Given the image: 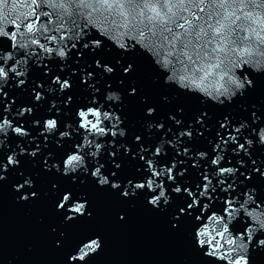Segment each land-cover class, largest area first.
Wrapping results in <instances>:
<instances>
[{"label": "snow or ice", "instance_id": "6c2138e0", "mask_svg": "<svg viewBox=\"0 0 264 264\" xmlns=\"http://www.w3.org/2000/svg\"><path fill=\"white\" fill-rule=\"evenodd\" d=\"M256 9L264 10V0H0V38L11 42L10 50L5 51L3 40L0 39V85L14 80L16 87L23 88L31 71L30 61L38 68L43 64L44 57L55 56L61 61H67L73 50H76L78 59H83L84 52L80 49L95 52L102 49L105 41H108L122 52H135L139 49L150 56L154 65L167 73L164 77L166 84L174 83L182 90L198 93L219 104L226 100L231 102L237 94L243 95L248 88L254 87L253 73L264 74V42L251 39L252 36L264 33V27H260V24H264V16L258 12L261 19L257 21ZM245 28L249 30L248 38H245ZM93 31L99 38H89ZM249 45L252 47H248ZM93 63L104 73L111 74L115 71L114 67L99 59ZM63 67L61 65V70ZM121 67L123 73L129 74L133 63L128 62ZM43 69L45 75L51 74L48 64H43ZM93 76L94 73L85 69L81 80L87 83ZM52 82L59 85L60 91L72 87L70 79H61L60 75L52 76ZM90 87L93 93L99 92L94 85ZM38 88H44V84L37 82L32 89L34 101L37 102L43 99V92L38 91ZM47 91L53 92L55 89L49 86ZM136 92V87L129 89V95ZM8 95L0 86V104L3 105L0 108V133L7 134L10 129L19 137H28L30 133L27 128L14 126L13 121L8 118L12 104L15 103L14 98L4 103ZM120 98L116 91L107 92L106 100L118 101ZM71 99L69 96L65 103ZM92 102H98L95 94ZM51 107H56L55 101ZM103 108L101 104L99 107H81L76 111L79 127L73 131L83 130L82 140L74 145L75 150L70 151L63 160L65 175L75 173L78 169L87 173L84 150L88 149L87 155L96 161L91 176L101 186L108 185L110 178L102 172L105 165L97 160L104 150V144L97 142V138L125 135V130L118 128L121 118L114 111ZM33 112V107L21 106L15 115L24 116ZM154 112L155 109L151 106L146 109L148 115ZM207 115V112H202L196 117L195 123L205 125ZM170 119L176 125L182 123L175 115L170 116ZM251 119L256 122L260 117L253 112ZM105 121L115 123L109 128L105 126ZM218 123L215 142L210 141L215 153L210 161L211 167L205 165L201 172L200 164L193 160L192 166L199 176L195 187L185 186L188 173V168L182 166L185 161L173 158L170 164H158L156 157L164 152V140L157 144L151 157L146 160L143 153L147 149L143 144L140 145L139 158L145 162L149 175L134 184L129 180L127 185L132 186V194L145 188L150 192L158 189V194L152 195L148 202L158 206L163 201L167 205L171 200L168 185L163 179L157 182V178L166 176L167 181L174 185L172 193L181 196L182 200L185 195L187 197L183 206H178L174 221L178 223L184 218L196 222L195 242L200 249H207L204 255L218 264H250L249 247L257 233L264 232V199L259 198L255 185L245 182L251 181L254 175L264 179V167L261 166L264 162L252 159L249 149L254 141L250 134L243 133L250 129L258 137L259 143L264 145V126L257 130L246 120L233 124L228 116ZM32 124L34 127L39 126L40 120H33ZM58 126L59 121L55 116L45 119L41 135L55 133ZM71 127V124H66V129ZM148 127L152 128L153 125L149 123ZM155 127L163 129L164 125L157 124ZM220 129L224 131L221 132ZM71 135L68 130L59 132L61 138H70ZM90 136L93 138L90 139ZM180 137L191 140V126L181 128L176 140L167 141L169 145L176 147L177 155L195 156L198 160L208 158L207 151L192 153L189 146L182 149L177 147ZM47 139L48 136H45V140ZM135 140L140 142L141 137L137 135ZM112 143L109 142L110 145ZM0 144H3V140H0ZM19 147L21 155L27 152L22 145ZM121 147L126 154L130 152L129 147ZM38 152L39 147L32 149L28 155L35 157ZM241 152L249 157L251 165L240 156ZM226 153H230L229 163L231 157H237L235 165L221 166ZM115 155L116 152L109 150V159L118 170L121 164L112 159ZM19 163L17 153L13 152L7 156L6 163L0 161V169L6 170L9 165L18 166ZM54 166L59 170L58 164ZM241 168L245 171H241ZM116 175V171L111 172L112 177ZM241 176L243 180L240 179ZM177 177L180 178L179 181ZM31 184V179H25L17 188ZM111 187L119 189L120 182L112 180ZM218 189L220 194H217ZM121 194L125 197L130 195L127 186ZM31 195L35 196L36 193ZM216 201L222 203V212L219 205L215 204ZM86 203L80 198L73 199L72 192L66 191L58 208L64 209L67 206L69 214L65 216V220L71 221L85 214ZM241 213L243 230L234 233L231 225L241 218ZM255 243L264 248V238L255 240ZM99 247V239L87 240L69 257L70 264H75L76 261L85 264L87 257Z\"/></svg>", "mask_w": 264, "mask_h": 264}, {"label": "water", "instance_id": "95a60500", "mask_svg": "<svg viewBox=\"0 0 264 264\" xmlns=\"http://www.w3.org/2000/svg\"><path fill=\"white\" fill-rule=\"evenodd\" d=\"M256 11L264 16V10ZM93 37L99 38L95 31L89 38ZM0 39L3 40L4 50H10L11 42L6 38ZM80 50L84 52L83 59L77 58L76 50L70 53L67 61H61L55 56L44 57L43 64L51 67L50 75H45L43 64L38 68L30 61L31 71L23 88L16 87L14 80L0 85L9 94L4 103L15 99L8 118L13 121L14 126H23L30 133L23 138L10 129L7 134L0 133V140H3V144H0V161L6 163L7 156L13 152L17 153L20 161L18 166L9 165L6 170L0 169V264H70L69 257L82 243L93 238H99L101 247L87 257L85 264H218L204 255L206 248L202 250L197 246L196 222L193 219L182 218L178 223L174 221L178 206H183L187 197L185 195L182 200L181 196L172 193L174 185L167 181L166 176L157 178V182L163 179L168 185L171 200L167 205L163 201L158 206L148 202L152 195L158 194V189L150 192L145 188L132 194V186L127 185V181L132 180L134 184L149 175L145 162L139 158L140 145L143 144L147 149L143 153L146 160L151 157L157 144L164 140V152L156 157L158 164H170L173 158L185 161L182 165L188 168L185 186L195 187L199 176L192 166L193 160L198 161L201 172L205 165L211 167L210 161L215 153L210 141L215 142L218 122L223 117H230L233 124L246 120L257 130L264 126V74L253 73L254 87L248 88L243 95L237 94L231 102L226 100L219 104L198 93L182 90L174 83L166 84L164 77L167 73L156 67L151 57L139 49L125 53L105 41L104 47L95 52ZM96 59L114 67L115 71L111 74L104 73L93 63ZM128 62L133 63V69L125 74L121 65ZM61 65H64L63 70ZM85 69L94 73L87 83L81 80ZM55 75H60L61 79L69 78L72 87L60 91L59 85L52 82V76ZM37 82L44 84V88L37 89L43 92V99L39 102L34 101L32 92ZM90 85L98 88L99 92L93 93ZM49 86L55 91H47ZM131 87L137 89L134 95H129ZM108 91L118 92L120 100H106ZM94 94L97 103L92 102ZM69 96L72 97L71 101L65 103ZM53 101L56 107H51ZM101 104L104 106L103 110L114 111L121 118L118 128L125 130L123 137L113 138L109 135L97 138V142L104 144V150L97 160L105 165L102 172L110 178V183L104 186L91 176L96 161L87 155L88 149L84 150L87 173L82 169L68 175L63 172L64 158L82 140L83 130L73 131L79 127L76 111L81 107H99ZM21 106L33 107L34 112L24 116L15 115ZM150 106L155 109L152 115L146 113ZM2 107L0 104V108ZM202 112L208 114L205 125L196 124L195 119ZM253 112L260 117L259 121H252ZM173 115L182 121L180 125L170 119ZM53 116L59 121L58 130L41 135L43 121ZM33 120H40L39 126L34 127ZM113 123L115 121H105V126L110 128ZM149 123L153 125L152 128L148 127ZM66 124H71L72 127L66 129ZM157 124H163L164 128L157 129ZM190 126L193 138L189 140L187 137H180L177 147L182 149L189 146L192 153L207 151L209 155L206 160L177 155L176 147L167 143L169 140H176L181 128ZM65 130L71 132L70 138L59 136V132ZM243 134H250L254 141L249 149L252 159L264 162V145L259 143L258 137L250 129ZM137 135L141 137L140 142L135 140ZM45 136H48L47 140ZM110 141L113 142L111 145ZM21 145L27 149L22 155ZM122 145L129 147L130 152L126 154ZM37 147L39 152L35 157L28 155V152ZM109 150L116 152L112 159L121 164L118 170L109 159ZM229 154H225L226 158L221 166L235 165L237 157H231L229 163ZM240 156L251 165L248 156L243 152ZM57 164L59 170L54 166ZM261 166L264 167V164ZM112 171L117 172L115 177L111 176ZM241 171L245 169L241 168ZM25 179H31V186L25 185L17 190V185L22 184ZM177 179L180 180L179 177ZM240 179L243 180V177ZM112 180L120 182L119 189L111 187ZM245 183L255 185L259 198L264 199V179L254 175L251 181ZM125 186L130 193L128 197L121 194ZM66 191L72 192L73 199L80 198L87 202L85 214L71 221L65 220V216L69 214L67 206L64 209L58 208ZM33 192L36 193L35 196L31 195ZM217 194H220L219 189ZM25 195L28 198L21 199ZM203 202L202 199L201 203ZM215 204L219 205L222 212V203L216 201ZM243 227L241 213V218L231 228L235 233L242 231ZM261 238H264V232L257 233L249 247L250 264H264V248L255 243V240ZM75 264L81 262L76 261Z\"/></svg>", "mask_w": 264, "mask_h": 264}, {"label": "clouds", "instance_id": "9594fccd", "mask_svg": "<svg viewBox=\"0 0 264 264\" xmlns=\"http://www.w3.org/2000/svg\"><path fill=\"white\" fill-rule=\"evenodd\" d=\"M261 19V17H260V13H256V20L257 21H259ZM260 27H264V24H260ZM244 32H245V38H248L249 37V30L247 29V28H245L244 29ZM251 39L253 40V41H262V42H264V33H259L258 35H256V36H252L251 37ZM248 47H252V45H249ZM31 186V185H30ZM17 190H19L18 188H17ZM28 197L25 195V196H23V197H21V199H27ZM97 239H99V238H97ZM100 248V247H99ZM98 248V249H99Z\"/></svg>", "mask_w": 264, "mask_h": 264}]
</instances>
